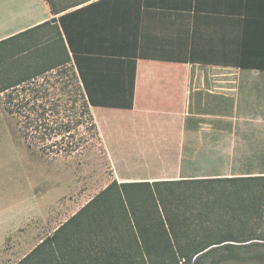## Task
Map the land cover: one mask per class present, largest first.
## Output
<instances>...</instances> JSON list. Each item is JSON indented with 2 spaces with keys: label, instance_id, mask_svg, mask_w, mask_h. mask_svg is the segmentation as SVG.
Here are the masks:
<instances>
[{
  "label": "crops",
  "instance_id": "0c3cea01",
  "mask_svg": "<svg viewBox=\"0 0 264 264\" xmlns=\"http://www.w3.org/2000/svg\"><path fill=\"white\" fill-rule=\"evenodd\" d=\"M53 17L69 55L78 52L84 74L92 78L91 90L101 98L102 92L132 91L130 107L100 103L91 109L108 111L112 118H146L154 125L153 137L160 140L166 133L155 128L160 129L162 118L167 122L163 128L169 127L165 136L171 139L150 146L151 154L161 146L170 149L178 144L176 121L198 116L188 108L205 106L207 94L213 93V78L229 70L264 72V0H89L55 15L45 0H0V40ZM74 70L79 74L76 66ZM94 118H98L95 112ZM62 185L57 191L52 190L53 182L31 186L32 195L17 201L30 203L25 220L0 222V264L3 260L15 264L89 200L79 207L78 200L60 201ZM59 217L63 220L55 226ZM7 240L26 252L16 259L6 255Z\"/></svg>",
  "mask_w": 264,
  "mask_h": 264
},
{
  "label": "trees",
  "instance_id": "16d2710c",
  "mask_svg": "<svg viewBox=\"0 0 264 264\" xmlns=\"http://www.w3.org/2000/svg\"><path fill=\"white\" fill-rule=\"evenodd\" d=\"M45 1L55 15L89 0L67 5ZM16 49L31 51L33 71L10 82L0 67V92L10 89L5 111L18 117L24 140L73 137L67 124L62 129L49 126L46 108L35 102L38 90L30 87L31 97L14 101L18 85L49 70L70 67L86 113L100 103L131 106V90L102 92L103 98L91 90L92 78L84 74L78 52L69 55L55 17L0 40V66L5 53ZM90 125L95 128L92 120ZM67 142L65 153L79 146V141ZM15 264H264V150L247 155L228 173L112 179Z\"/></svg>",
  "mask_w": 264,
  "mask_h": 264
},
{
  "label": "rangeland",
  "instance_id": "374dc122",
  "mask_svg": "<svg viewBox=\"0 0 264 264\" xmlns=\"http://www.w3.org/2000/svg\"><path fill=\"white\" fill-rule=\"evenodd\" d=\"M75 1L80 0H61L65 5ZM18 50L5 53V61L0 66L10 82L25 70L33 71L29 65L31 51L24 54ZM69 68L49 70L24 81L17 86L19 95L14 101L31 97L33 92L27 90L30 87L38 90L35 102L46 108L49 126L62 129L65 124L69 125L72 138L60 139L57 135L24 140L16 123L18 117L5 111L10 89L0 92V222L25 220L30 203L18 205L17 201L30 197L31 186L37 184L40 188L53 182L52 190L56 191L59 184H64L60 201L78 200L79 207L115 178L178 177L184 173L206 174L214 170L228 173L247 155L264 150V72L229 70L213 78V93L207 94L205 106L188 108L189 113L198 116L192 118L195 116L192 114L191 118L176 121L178 148L175 144L170 145V149L161 146L151 154L150 146L166 144L171 139L165 136L169 127L163 128L167 124L164 118L160 129L155 128L166 133L160 140L153 137L154 125H149L146 118H112L108 111L99 108L96 111L90 108L91 115L86 113L82 93ZM94 112L98 118H94ZM78 118L86 120L76 123ZM91 120L96 129L91 127ZM149 121L153 123L155 118ZM100 131L106 137L104 140ZM67 141H79L77 149L69 154L63 150ZM2 206L13 209L6 211ZM62 220L63 217L56 218L55 226ZM3 250L15 259L26 252L23 246L11 245L8 240ZM4 262L2 264H10Z\"/></svg>",
  "mask_w": 264,
  "mask_h": 264
}]
</instances>
